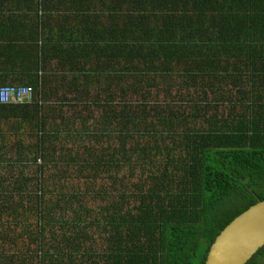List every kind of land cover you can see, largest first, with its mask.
Masks as SVG:
<instances>
[{
  "label": "trees",
  "instance_id": "16d2710c",
  "mask_svg": "<svg viewBox=\"0 0 264 264\" xmlns=\"http://www.w3.org/2000/svg\"><path fill=\"white\" fill-rule=\"evenodd\" d=\"M45 1H36L39 23L46 27L42 57L31 66L37 75L29 82L37 98L31 104L0 103L7 116L31 123L25 143L23 136L2 133L0 126V150L30 146L26 159L37 164L38 173L36 182L24 174L12 181L9 177L6 190L3 169L11 163L0 160V264H204L220 230L264 199V0ZM33 34L36 42L40 33ZM46 69L59 73V86L76 95H85V88L102 78L108 86L95 95L110 97L113 91L107 88L114 80L121 93H136L138 77L158 72L180 75L181 86L192 88L196 96L183 100L191 102L187 113L176 101L162 102L164 107L159 101L148 105L150 99L144 97L135 110L129 101L117 109L102 97L96 105L106 115L90 130L79 111L64 115L62 107L72 109L77 100L64 95L50 99L58 85L52 88L45 81ZM126 77L135 79L129 89L119 85ZM164 90L169 93V85ZM223 105L226 113L218 110ZM76 117L81 126L71 131ZM189 117L206 122V129L187 127ZM49 119L64 122L63 128ZM16 126L11 130L21 128ZM61 131L66 142L86 136L97 144L107 142L97 152L84 147L79 154L73 145L56 144ZM142 135L149 137L144 145L139 143ZM112 137L118 139L117 147L110 145ZM130 137L134 143L126 147ZM151 149H166V162L174 171L164 166L149 173L146 190L144 182L132 183L131 190L129 179L114 174H107L108 186L95 189L85 182L72 187L65 173L74 166L71 171L86 178L90 168L89 176L95 177L119 164L121 156L128 158L126 153L140 150L148 158ZM175 150L179 158L168 157ZM29 185L33 191L26 190ZM90 193L105 199L98 204L101 218L89 219ZM30 216H36L38 228L27 221ZM55 227L68 229L69 235L57 236ZM90 227L106 232V250L91 246ZM44 231L50 233V243ZM257 255H264V245L246 264H258Z\"/></svg>",
  "mask_w": 264,
  "mask_h": 264
},
{
  "label": "rangeland",
  "instance_id": "374dc122",
  "mask_svg": "<svg viewBox=\"0 0 264 264\" xmlns=\"http://www.w3.org/2000/svg\"><path fill=\"white\" fill-rule=\"evenodd\" d=\"M44 31V30H43ZM51 67H49L48 69H54L53 67H55V64L53 62V64H50ZM117 68L120 66H116ZM48 69L44 70V76H45V81L49 82L48 84L51 85V87L53 88L52 85L57 86L56 89H52V91L55 93V95L51 96L50 99L55 100L57 99L54 96H60V95H64L65 97H67V100H72L75 99L77 100L74 103V108H67L66 106H63V112L64 115H69L72 114V117L76 115V112L79 111V115L78 117H81L83 119L86 120V123L88 125V129L91 130V128L93 126L99 127L98 124V118L101 116L106 115V113L102 112V109H100V104L96 105L97 102L101 103V99H103L102 97H106L108 101H110L112 103V105L116 106V108L120 109V106L124 105L123 103L127 102L129 103V105H134L138 102H140V100H142L144 97L148 99H150V102L147 103L148 105H153L154 101H159L161 104L158 105H162V102H172V101H176L177 103H175L176 105L178 103H180L183 108L186 109V113L191 109V107H189V105L191 104V102L189 100H187V102L183 101L184 99L186 100V97L188 95L190 96H194L195 95V91L192 92V88L191 89H186L184 87L181 86V82H182V78L180 75L177 74H165V73H153V72H149V75L152 76V78L146 76V78H144L143 76H141V78L139 79V77L137 78L138 80H140V84H139V88L138 85L137 89H136V93L131 92L130 90H127V92H120L119 89H117V84H116V80H114V82H112L109 85L112 88L113 92H110V97L107 94H101V96H98L97 94L95 95L96 91L99 90L100 88H102L103 86H108L106 83V80L100 79V81L97 82H91V84L85 88L88 89L87 93L84 94H80L77 95L74 92L68 91L65 92L63 91V87H60L59 82L63 81L62 79L59 80V73L54 72V71H49ZM42 74V72H41ZM53 76H55V78H53ZM72 77V75H69V77L67 78V81L70 80V78ZM81 81V77L79 79ZM134 77H126L125 81H120L122 87H127V89L130 88V85H134L132 84V82L134 81ZM153 82V85H152ZM166 85H169L170 88V92L166 93V91L164 90V87ZM79 88H81V83H79L78 85ZM143 91H147V92H151L150 96L148 94H146V92ZM109 92V91H108ZM107 93V92H106ZM209 95V94H207ZM184 96V97H182ZM196 96V95H195ZM194 96V97H195ZM97 99H99V101H97ZM96 101V102H92V101ZM78 102V103H77ZM85 102V103H84ZM131 103V104H130ZM57 106L60 105L58 102L56 104ZM85 105V106H84ZM156 105V104H155ZM164 106V105H162ZM139 109V106H137ZM137 107H129L130 109H135L137 110ZM165 107V106H164ZM228 106L223 105L218 107L219 111H222L224 113L227 112ZM77 110V111H76ZM104 113V114H103ZM76 117L75 121L72 123L71 131H74L73 129H77L79 128L80 125V119ZM50 123L52 124H57L59 123V125L62 127L63 123L62 121H58V119H56V121L53 122L52 120H50ZM187 127H191V128H196V129H206L207 124L206 122H204L203 120L197 119V118H193V117H189V120L187 119ZM115 126V123L114 125ZM112 126V127H113ZM30 127L29 126H22L20 131H25L27 132L28 129ZM63 128V127H62ZM182 128V126H181ZM87 129V128H85ZM73 133V132H72ZM108 133V132H105ZM27 136V133H24ZM106 135V134H105ZM133 135L135 136V138H137V133H133ZM144 135V134H143ZM139 138V143L140 145H144L146 142L145 140L149 139L148 136H143ZM18 136H23V134H18ZM26 136L23 138L25 141H27ZM59 139H57L56 144L59 145L60 147H67V146H71L73 145V147L75 148L74 150L77 151V153L81 154L82 149H84V147L88 150H95L97 152V150L100 148V146L105 145L107 141L103 140L102 143L100 142V144H97L92 137H83V139H79L77 137H74L73 140L71 142L69 141H65L64 137H63V132L61 131L59 134ZM79 140V143L74 141V140ZM104 139V137H103ZM150 142V140L148 141ZM110 145L112 146H118L120 143L118 141V139L116 137H112L109 141ZM134 143V139L128 138V140L125 143V146H131ZM67 145V146H66ZM111 150V147H109ZM56 152L54 153L56 155V157L59 156V154L61 153V151H59L58 149L55 150ZM91 155L86 154V152H84L83 156H86L88 158H90V156L94 155L90 152ZM120 154V153H119ZM129 155L128 158H125V155L122 157H120V162L117 165H113L110 164L109 169L106 170H101L99 172L98 176L95 177H90L89 175H93V170L90 168H87L88 171V175H86L87 177L85 178V175H76V171H71L74 170V166H70L66 169L67 176L69 178V184H72V187H75L76 184H79L81 186H84V183H91L95 189H98V187L100 186H104L103 183H105V186H108L109 183L111 182V179L107 178V174H114L117 175L118 177L121 178H125V179H129L127 180V186L131 189L135 191V186L132 183H142L144 182V189L146 190L150 185L151 182L150 180L146 177L149 173H155L158 172L160 170H162L164 168V166L168 167L169 170L174 171V169H172V163L166 162V158H167V154H166V149H164L161 153H156L154 152L152 149L147 153L149 154L148 158H144L142 151L137 150L135 152H128L126 153V155ZM174 155V157H176V159L179 158V152L177 150L170 152V154H168V157H171V155ZM183 155V153H182ZM166 162V163H165ZM13 164V165H12ZM60 167H62V164H59ZM86 171V170H85ZM178 171V170H177ZM176 171V172H177ZM8 175L6 182L8 184L4 186V188L6 190H8L10 188L9 183H8V178H10V181H12V179L20 174H24L28 177H30L34 182H36V177L38 176L37 173V164L35 163H28L26 165L22 164V163H11V165H8V169H3V175ZM44 175V173H43ZM42 175V176H43ZM41 176V177H42ZM6 177V176H5ZM104 178H107L106 180ZM87 179V180H85ZM92 181V182H91ZM32 185H29V188H27L26 190L28 191H33L34 188H32ZM25 190V191H26ZM25 194V193H24ZM89 199L90 202L88 203L89 208L91 210V218L97 217V218H101V212H99L98 210V204L100 202L104 203L105 199L99 200V197H97L95 194L90 193L89 195ZM133 204V200L130 201L129 205ZM54 215V214H52ZM63 216H65L64 214H62ZM71 214L67 213L66 214V218L68 219L69 216ZM36 216H30L28 218L27 221H29L33 226L37 227L35 225L36 223ZM38 228V227H37ZM87 233H91L92 235H94V242L91 243V246L95 249V250H106L107 249V242L104 238L106 232L103 231L101 229V227H90V229L86 230ZM55 232L57 233V236L59 234V236L61 237L62 234L65 233V235H69V231L68 229L65 230V228L59 229L57 227H55ZM72 236V235H71ZM50 233L48 231H44V239L50 243ZM50 249H52V247L50 246ZM257 259L256 261L258 262V264H264V255H257Z\"/></svg>",
  "mask_w": 264,
  "mask_h": 264
},
{
  "label": "crops",
  "instance_id": "0c3cea01",
  "mask_svg": "<svg viewBox=\"0 0 264 264\" xmlns=\"http://www.w3.org/2000/svg\"><path fill=\"white\" fill-rule=\"evenodd\" d=\"M36 1L0 0V85L6 83L30 84L29 82L33 80L34 75H37L36 69H32L31 66L36 63L38 64V59L42 57L40 55L42 52V31L46 26L43 27L40 24V14L42 13H40ZM48 1L55 5L56 2L66 3L72 2L73 0ZM44 2L46 1L43 0V4ZM28 7H34V11H25ZM34 32H37V34L40 33L36 42L31 38L35 35L33 34ZM28 33L32 36L26 38ZM25 52L31 54L30 59L26 58L24 55ZM0 118V126L3 129L2 133H9V135L23 134V137H25L26 134L24 133L27 132L24 130L20 131L21 128L11 130L12 125L20 127L23 125L30 127L31 125V123L26 121L19 122V119L16 117L7 116L1 109ZM22 143H25L24 139ZM18 148L13 146L1 149L0 160L4 163H28L26 156L29 155L25 152L30 146L23 145L21 148Z\"/></svg>",
  "mask_w": 264,
  "mask_h": 264
},
{
  "label": "water",
  "instance_id": "95a60500",
  "mask_svg": "<svg viewBox=\"0 0 264 264\" xmlns=\"http://www.w3.org/2000/svg\"><path fill=\"white\" fill-rule=\"evenodd\" d=\"M263 245L264 199H258L215 236L204 264H246Z\"/></svg>",
  "mask_w": 264,
  "mask_h": 264
},
{
  "label": "built area",
  "instance_id": "2783aa9c",
  "mask_svg": "<svg viewBox=\"0 0 264 264\" xmlns=\"http://www.w3.org/2000/svg\"><path fill=\"white\" fill-rule=\"evenodd\" d=\"M41 71L38 72L40 81ZM37 98L34 88L29 84L6 83L0 85L1 104H31Z\"/></svg>",
  "mask_w": 264,
  "mask_h": 264
}]
</instances>
